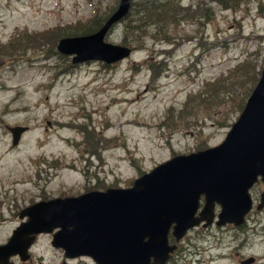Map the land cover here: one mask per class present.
<instances>
[{
	"label": "rangeland",
	"instance_id": "1",
	"mask_svg": "<svg viewBox=\"0 0 264 264\" xmlns=\"http://www.w3.org/2000/svg\"><path fill=\"white\" fill-rule=\"evenodd\" d=\"M118 2L0 0V244L34 203L124 190L218 146L264 70V0H155L177 10L162 33L145 21L137 35L119 23L104 37L130 50L125 60L71 66L57 54ZM144 3L131 0L127 17H144ZM15 127L27 130L11 147ZM197 248L191 258L204 260Z\"/></svg>",
	"mask_w": 264,
	"mask_h": 264
},
{
	"label": "water",
	"instance_id": "2",
	"mask_svg": "<svg viewBox=\"0 0 264 264\" xmlns=\"http://www.w3.org/2000/svg\"><path fill=\"white\" fill-rule=\"evenodd\" d=\"M130 4L119 0L92 35L60 40L57 54L70 58L71 66H112L128 58L129 49L108 45L104 37L128 16ZM26 130L6 128L11 147ZM258 178L264 184V70L221 144L157 165L124 190L32 204L19 212V225L0 246V264L13 257L24 261L34 238L43 235L51 236L54 249L95 264H163L174 250L167 245L170 229L177 242L199 224L207 226L214 208L216 225L241 223Z\"/></svg>",
	"mask_w": 264,
	"mask_h": 264
},
{
	"label": "flooded vegetation",
	"instance_id": "3",
	"mask_svg": "<svg viewBox=\"0 0 264 264\" xmlns=\"http://www.w3.org/2000/svg\"><path fill=\"white\" fill-rule=\"evenodd\" d=\"M264 184L258 178L248 192L250 206L244 215L242 222L237 225L217 223L218 208H214L212 221L205 226L199 224L186 232L179 240L175 241L171 237V229L167 235L168 247H173L171 254L167 255L163 264H264ZM199 205L195 217L202 211ZM49 237V236H48ZM39 237H35L33 243L26 253V259L21 261L18 257L8 260V264H95L87 257H69L61 250L52 247V238L47 239V247L40 248ZM9 241L7 238L4 246ZM189 243L188 248L192 253H186L182 247ZM203 242L204 248L201 250L204 260L195 261L191 256L199 255L198 243ZM51 252L50 256L41 253ZM189 258L186 259L185 257ZM152 264V261H150Z\"/></svg>",
	"mask_w": 264,
	"mask_h": 264
},
{
	"label": "trees",
	"instance_id": "4",
	"mask_svg": "<svg viewBox=\"0 0 264 264\" xmlns=\"http://www.w3.org/2000/svg\"><path fill=\"white\" fill-rule=\"evenodd\" d=\"M144 2V4L138 5V7H140L141 9L137 12V15L142 13L144 17H126L121 22L122 31H126L128 34L131 35H137L139 33V30L145 26V24L142 23L145 21H148L149 25L154 26V31H157V33H162L167 25H172L173 19L177 11L173 2H160L157 4L155 3V0H144ZM106 19H104L103 21L94 20L90 29L81 31L80 33L74 36L83 37L92 35L101 28ZM154 78H156V75H154Z\"/></svg>",
	"mask_w": 264,
	"mask_h": 264
},
{
	"label": "bare ground",
	"instance_id": "5",
	"mask_svg": "<svg viewBox=\"0 0 264 264\" xmlns=\"http://www.w3.org/2000/svg\"><path fill=\"white\" fill-rule=\"evenodd\" d=\"M139 126H143V125H139ZM144 127V126H143ZM64 143V142H63Z\"/></svg>",
	"mask_w": 264,
	"mask_h": 264
}]
</instances>
